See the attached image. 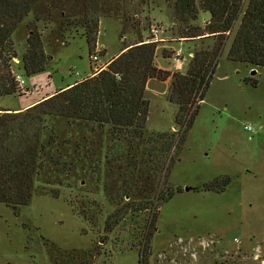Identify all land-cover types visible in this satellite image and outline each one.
Instances as JSON below:
<instances>
[{"label": "trees", "instance_id": "16d2710c", "mask_svg": "<svg viewBox=\"0 0 264 264\" xmlns=\"http://www.w3.org/2000/svg\"><path fill=\"white\" fill-rule=\"evenodd\" d=\"M127 1L0 0V95L33 94L20 85L13 67L18 57L13 34L31 13L29 46L21 60L26 77L46 71L52 58L45 51L39 21L58 17L62 32L82 27L93 63L94 54H107L106 48L98 49L102 15L121 19L122 35L141 24L136 9L148 0L131 8ZM174 9L182 23L199 20L201 11L210 14L204 28L191 27L186 36H196L200 29L217 36L211 46L194 47L185 73L158 67V41L139 39L126 44L105 68H92L68 88L47 98L33 95L25 110L0 108V201L19 215L35 195L59 198L63 188L76 192L72 210L83 222L82 233L95 240L89 248L67 250L43 237L53 258L70 264H101V258L102 264H115L110 260L116 253L135 251L139 263L148 264L145 257L160 206L184 192L171 184L161 189L164 172L171 167L173 149L179 140L180 145L185 142L194 124L227 35L234 34L230 60L264 66V0H174ZM152 78H171L170 100L179 106L176 123L182 133L147 127L146 90ZM248 80L258 82L254 76ZM231 181L227 175L195 188L223 192Z\"/></svg>", "mask_w": 264, "mask_h": 264}, {"label": "rangeland", "instance_id": "374dc122", "mask_svg": "<svg viewBox=\"0 0 264 264\" xmlns=\"http://www.w3.org/2000/svg\"><path fill=\"white\" fill-rule=\"evenodd\" d=\"M140 1L131 3L128 0L127 4L131 8ZM136 10L141 24L136 31L131 29L124 35L121 19L101 16L98 41L106 47L107 54L103 57L99 53L96 63L90 59L82 27H70L62 32L58 17L39 21L45 51L52 58L47 70L35 78L23 75L21 62L29 46L30 23L34 20L31 13L13 34L18 53L13 67L25 78L24 89L33 94L28 97L0 95V108L18 107L33 95L43 97L44 91L86 76L93 71L92 68L104 66L107 58L126 44L139 39L154 40L150 33L153 25L160 26V36L167 40L158 42L157 58L168 57L172 54L171 48L182 46L186 58L180 69L183 73L194 56L195 46L208 47L215 43L217 36L204 33L203 29L197 31L196 36H186L191 27L200 25L204 28L210 20L209 13L201 11L199 20L179 22L175 16L174 0H148V5L138 6ZM229 34L194 124L184 143L180 145L177 139L179 147L177 145L173 149L172 160L168 161L171 167L164 172L161 189L171 184L182 186L184 192L176 193L161 204L145 257L148 264H264V66L254 68L230 60L227 53L234 34ZM102 48L98 46V49ZM164 59L163 67L176 70L171 60ZM254 70L256 74H252ZM250 76L257 79L256 85L248 80ZM32 79L40 81L36 86L41 88L38 92ZM48 80L50 84H46ZM170 91L171 78L168 82L152 79L148 84L146 97L150 100V114L147 127L150 130L182 133L183 127L176 123L179 106L170 100ZM247 123L260 129L248 131L245 129ZM227 175L232 181L223 192L198 191L195 188ZM188 185L192 186L190 191L185 190ZM68 191L61 189L59 198L48 193L35 195L19 215L0 201V264H70L51 257L43 237L67 250L93 245L94 238L89 233H82L83 222L70 204L76 192L69 194ZM179 236L185 237L184 246L189 247V251L185 252L177 244ZM199 236L203 240L215 238V242L205 246L196 240ZM193 237L196 241L191 240ZM101 261L100 258L98 263L102 264ZM110 261L140 264L135 251L116 253Z\"/></svg>", "mask_w": 264, "mask_h": 264}, {"label": "built area", "instance_id": "2783aa9c", "mask_svg": "<svg viewBox=\"0 0 264 264\" xmlns=\"http://www.w3.org/2000/svg\"><path fill=\"white\" fill-rule=\"evenodd\" d=\"M150 31H151L150 33H151V35L153 37L152 39H154L155 41H158V42H166L167 41L166 39H164V38H162L160 36L161 35L160 26L153 25V26H151ZM171 49H172V54L169 55L166 58H168L169 60L172 61V63H173L172 66L175 67L176 70H180V69H182L183 64L185 63V60H186L185 51H184L182 46L173 47ZM91 58H92L93 62H95V63L98 62L99 61V53L94 54ZM94 68L97 69V67H94ZM103 68H105V67L102 66L101 69H103ZM16 78L19 81L20 85L23 87L24 84H25L24 77L21 74H17ZM245 129L248 130V131H251V132H257L260 129V127L259 128H254V126L251 123H247L245 125ZM204 239L205 240H203V238H201V236L196 237V240H199L201 243L206 244L205 246H208V245H210V244L215 242V238H211L209 240H207L206 238H204ZM176 240H177V244L180 247H182V249H185L184 250L185 252L189 251V249H188L189 247L184 246V244L186 242V239H185L184 236H179ZM191 240L192 241H196L194 237L191 238ZM235 241H239V240L237 238H235ZM257 251H258L257 257L259 258L260 248H258ZM193 254H195V253H193Z\"/></svg>", "mask_w": 264, "mask_h": 264}, {"label": "crops", "instance_id": "0c3cea01", "mask_svg": "<svg viewBox=\"0 0 264 264\" xmlns=\"http://www.w3.org/2000/svg\"><path fill=\"white\" fill-rule=\"evenodd\" d=\"M208 14V13H207ZM208 16L210 17V14H208ZM98 46H99V48L100 47H103V48H106L102 43H100L99 41H98ZM107 50V49H106ZM122 52V50L120 49L116 54H114V55H111L109 58H107V61L104 63V67H106L107 66V64L110 62V60L112 59V58H114V57H116V56H118L120 53ZM104 57V56H103ZM164 58H166L165 56H164ZM158 59L157 58V55H156V58H155V61H157L158 63L156 64L158 67H160V68H163V69H166V70H169V68H166V67H163L162 66V62L164 61V60H166V59ZM91 66V65H90ZM93 66V65H92ZM92 72H90V73H88L86 76H83V77H81V78H79V79H76V80H74V81H71V82H69V83H67L66 85H63V86H60V87H58V88H56V89H52V90H50V91H44L45 93H44V95H43V97H40L41 99L42 98H47L49 95H52V94H54L55 92H57V90L59 91V90H61V89H65V88H68L69 86H71V85H73L74 83H76L77 81H79V80H81L82 78H84V77H87L88 75H90ZM37 75V74H36ZM36 75H33V76H31V77H33V78H35V76ZM25 79V78H24ZM152 79H156V78H152ZM152 79H150L149 80V82H148V84L150 83V81L152 80ZM33 80V79H32ZM26 81V80H25ZM34 82H33V84H34V86H35V89L37 90V92L39 91V89H41V88H37L36 86H37V84L40 82L39 80H33ZM165 81H170V78L169 79H167V80H165ZM46 84H50V80H48V81H46ZM148 86V85H147ZM24 87V86H23ZM29 92H30V90H28ZM41 91V90H40ZM36 92V93H37ZM32 105V103L31 104H29L28 102L26 103H24V104H22V105H20V106H18V107H15V108H11L12 110H15V111H22V110H25L27 107H29V106H31Z\"/></svg>", "mask_w": 264, "mask_h": 264}, {"label": "water", "instance_id": "95a60500", "mask_svg": "<svg viewBox=\"0 0 264 264\" xmlns=\"http://www.w3.org/2000/svg\"><path fill=\"white\" fill-rule=\"evenodd\" d=\"M256 70H254L253 72H252V74H256ZM192 189V186H190V185H188V186H185V190L186 191H190Z\"/></svg>", "mask_w": 264, "mask_h": 264}]
</instances>
